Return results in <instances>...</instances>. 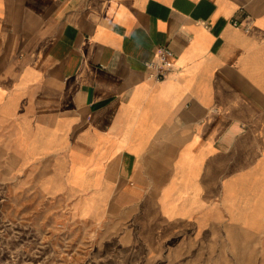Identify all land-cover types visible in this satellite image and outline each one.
<instances>
[{
    "label": "crops",
    "instance_id": "crops-1",
    "mask_svg": "<svg viewBox=\"0 0 264 264\" xmlns=\"http://www.w3.org/2000/svg\"><path fill=\"white\" fill-rule=\"evenodd\" d=\"M0 175L66 226L264 264V0H0Z\"/></svg>",
    "mask_w": 264,
    "mask_h": 264
},
{
    "label": "rangeland",
    "instance_id": "rangeland-1",
    "mask_svg": "<svg viewBox=\"0 0 264 264\" xmlns=\"http://www.w3.org/2000/svg\"><path fill=\"white\" fill-rule=\"evenodd\" d=\"M8 181L0 175V264H228L225 241L204 240L174 250L165 245L154 251L136 237L134 226L90 231L66 226L50 207H35L33 196L18 191L17 178L15 185ZM27 199L33 208H24ZM124 232H130L127 238Z\"/></svg>",
    "mask_w": 264,
    "mask_h": 264
},
{
    "label": "built area",
    "instance_id": "built-area-1",
    "mask_svg": "<svg viewBox=\"0 0 264 264\" xmlns=\"http://www.w3.org/2000/svg\"><path fill=\"white\" fill-rule=\"evenodd\" d=\"M233 23L235 19L232 20ZM148 76L155 80L165 77L173 69L171 52L166 45H157L153 57L144 62Z\"/></svg>",
    "mask_w": 264,
    "mask_h": 264
}]
</instances>
